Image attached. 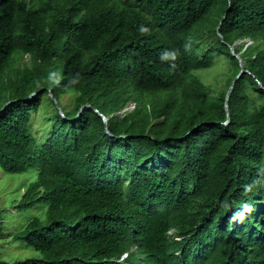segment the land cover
<instances>
[{"label": "trees", "instance_id": "1", "mask_svg": "<svg viewBox=\"0 0 264 264\" xmlns=\"http://www.w3.org/2000/svg\"><path fill=\"white\" fill-rule=\"evenodd\" d=\"M200 36L244 70L228 110ZM0 169L37 210L11 238L35 255L0 264H264V0H0Z\"/></svg>", "mask_w": 264, "mask_h": 264}, {"label": "rangeland", "instance_id": "2", "mask_svg": "<svg viewBox=\"0 0 264 264\" xmlns=\"http://www.w3.org/2000/svg\"><path fill=\"white\" fill-rule=\"evenodd\" d=\"M214 38L215 39L210 36H200L196 40L195 46L199 55L205 56L207 52H212L215 56V61L211 68L197 71L195 74L208 87L210 101L212 103H217L216 101L218 100L220 93L229 91L233 82L242 77L244 73L236 74V69L229 56L213 49L217 48L216 40H218L219 37L214 36ZM251 44V40H245L243 42L238 41L236 45L249 46ZM243 51L244 49H242L240 53H243ZM28 60L29 57L26 56L23 62ZM36 94V92L32 93L30 97ZM255 94L258 95L257 92H255ZM75 95L76 92L74 91H67L64 93L61 100H59L62 108H58V104H55L57 101L51 98V94H44L37 106L31 109L33 132L38 141L43 142L51 133L52 125L57 121V111L64 114L65 110H70L74 106ZM134 106L135 103L132 102L123 111L129 112ZM123 114L124 113L121 115ZM31 180V175H8L0 169V208L4 210L3 217L5 222L4 228L0 230V251L1 257L8 261L16 259L23 260L35 255L34 252L27 249L22 244L14 243L11 240L13 234L18 229H21L25 223L31 219V216L37 213V210H31L29 215L24 216L18 214L13 207V205H18L28 182Z\"/></svg>", "mask_w": 264, "mask_h": 264}, {"label": "water", "instance_id": "3", "mask_svg": "<svg viewBox=\"0 0 264 264\" xmlns=\"http://www.w3.org/2000/svg\"><path fill=\"white\" fill-rule=\"evenodd\" d=\"M241 73H244V70H242L241 72H240V74ZM243 75V74H242ZM235 81H237V80H235ZM234 81V82H235ZM234 82H233V84H234ZM232 84V85H233ZM232 88V87H231ZM230 92H231V89L229 90V92H228V94H227V97H226V108H227V110H228V101H229V97H230ZM51 96H52V94H51ZM52 98H53V96H52ZM54 99V98H53ZM55 100V99H54ZM8 105V104H7ZM6 105V106H7ZM89 107V106H88ZM58 108H60V106L58 105ZM84 109V108H83ZM79 114H81V111L79 112ZM104 120H105V122L107 123V118L104 116Z\"/></svg>", "mask_w": 264, "mask_h": 264}, {"label": "clouds", "instance_id": "4", "mask_svg": "<svg viewBox=\"0 0 264 264\" xmlns=\"http://www.w3.org/2000/svg\"><path fill=\"white\" fill-rule=\"evenodd\" d=\"M126 257H127V255H124V256H123V259H125Z\"/></svg>", "mask_w": 264, "mask_h": 264}]
</instances>
